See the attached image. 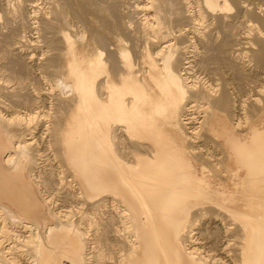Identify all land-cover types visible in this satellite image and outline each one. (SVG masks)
Returning a JSON list of instances; mask_svg holds the SVG:
<instances>
[{
  "label": "bare ground",
  "instance_id": "6f19581e",
  "mask_svg": "<svg viewBox=\"0 0 264 264\" xmlns=\"http://www.w3.org/2000/svg\"><path fill=\"white\" fill-rule=\"evenodd\" d=\"M22 1L23 0H18V6L16 4V7L13 8L8 5L6 9L7 12L15 17L20 16V6L21 3L23 4ZM59 1L60 0H58V2ZM61 2V8L56 7V9L51 11L52 13L54 12V15H51V17H43L42 15L40 23H42L41 30L45 32L46 36L47 33H51L52 35L58 34L59 37H55H61L60 40L62 39V42L57 40L60 45L62 43V48L56 45L54 48H60V55L65 59L64 62L62 61L64 66L62 67L61 64L62 69L52 80H54L53 83H57L58 86L63 83L68 87V90L63 92V98L71 100L72 103L71 101L70 103L73 105L68 119L60 127V130H58L60 131V133H58L60 134V143L64 145V157L69 167L72 169V173L76 177V179L73 177V181L70 180L67 182L69 185L68 188H72L70 193L73 195L79 192L81 194L80 197L84 198L91 206L93 205L92 208L95 206H112L117 209L115 215L118 217H114L119 218L118 221L120 223L123 221L122 228L121 226L120 228L121 230L123 229V231L126 229L127 234L124 236L123 231V234L120 233L121 230L117 227L118 225L115 226V224H117L115 218H113L115 224L111 227V231L114 232V234L116 233L117 236L120 237L122 235L123 237L122 240H124L125 247L127 248V251L126 248H123L125 249L124 251L127 252L125 256L126 264H207V259H209V257H206V259L203 258V256L200 255L202 251H198V248L195 249L197 246L196 244L194 248L192 246L193 249L190 246L195 240L192 239L193 235H191V225L195 221L192 220L193 218L191 215L195 209L205 210L207 207L219 208L220 211L223 210L228 212L227 214H230L229 216L232 217L231 219L240 225L238 226L236 224L238 227H241V231H239L240 234L242 232L240 244L238 245L239 247L237 246L239 248V251L237 250L239 254L238 258H240V262H238L240 264H264V129L261 130L256 126H251L247 136L242 138L235 134L233 130L224 128L223 131L220 132L219 129L216 128L215 123L212 125L210 124L212 137L224 138L225 145L228 147L229 157L233 159L237 165L233 174L241 178L239 187L231 191L224 188L213 187L205 176L200 174L196 169V164L193 160L194 158L200 159V156L198 157V155H195L198 154V151L194 152L195 154L193 152L190 153L189 148L191 145L189 147L187 146L188 143L184 145L185 139L181 144L180 142L183 139L180 141V134H178V132L181 128H186V124L189 121L187 119H190V117H185V115L188 111L187 105H190L191 102L203 100L208 103L207 106H210L211 109H220V111L224 113L228 105L230 106L232 102L233 115H235V111L237 110H234V107L238 108L239 105L236 99L231 101L225 91L221 94H215L213 91L210 92L206 90V88L205 90L199 89V86V88L197 86L193 88L188 83V79L191 77V71L189 72L188 69L190 68V61L194 60L188 59L189 61L183 62L181 61V57L180 59L178 58L180 53L177 55L178 50H183L185 46L175 47V44L178 42L172 43L173 41L167 42L162 40L166 34L169 37L172 33V26L169 25L172 21L170 20L172 17L169 16H171L172 13H174L173 16H175V21L173 20L172 22H178V27L177 23H173V28L176 25L175 27L178 28L177 32L182 35L187 30L189 24L193 25L191 28H196L195 24L198 23V21L203 23L205 20L203 18H205L206 15L212 14L215 16L216 14L217 16L218 14L219 16V14L223 12H231L229 11L232 8L230 1L202 0L198 9L193 6L194 3L192 4L190 0L144 1V5H142V9L146 5V11L144 12L145 16L144 18L142 17L144 22L142 21V25L140 27L138 25V27L142 30L144 29L147 32L146 35H152V37L155 36V38L162 36V41L160 38L159 41L156 40L157 38H153V50H150V45L148 50H146L149 68L145 69L146 72L145 70L142 71L137 69L139 71H137V74H134L135 57L132 55L130 49L123 48L122 46L118 47L117 45L119 50L115 51L118 52L116 56L120 62L119 64L126 70L125 73L121 74V79H117L119 80L118 82L113 78V71L111 70L117 66L115 60L112 59V66L109 64L113 52L108 55L106 51L108 49H113L112 46L115 45L111 44V40L115 42L121 41L120 30L130 27L131 24L128 25L125 23L126 21L124 22L123 20L119 21L114 16L110 17L112 14L108 9H94L91 7L92 4L90 3H96V0H79V4L84 10L83 12L89 16V21L92 22V19L97 20L96 18H101L104 22L103 23L101 20V24H104L103 28L101 26L103 30H99L95 25H90V32L89 29L86 28L90 36L85 38L79 46L81 47L80 49L90 51L94 53V55L84 60L78 55V45L75 39L76 32H70V26L72 24L70 25L67 20L69 15L74 12L75 7H72L73 9L71 8L72 4L70 3L72 2ZM113 2L118 3L119 0H113ZM37 3L38 2H35L36 5ZM26 4L28 5V3ZM73 4H76V2ZM257 4H255V6ZM260 6L256 8L261 9ZM26 7L25 5V8ZM170 7H174L173 11L169 10ZM32 9L31 11L33 12ZM71 9L73 10L72 12ZM257 10L258 9H256V11L254 10L255 12L252 11L254 12L252 16L254 15V17L257 18L256 20L262 25L255 22L264 29V14L260 11L257 12ZM248 11H250L249 8ZM42 14H44V12ZM227 14L220 15V17L225 20L228 18ZM74 15L77 16V13ZM35 17L37 18L36 14ZM28 19H30L29 16ZM68 19H70V17ZM37 20L36 23H38ZM188 20L190 21L189 23H184ZM31 22L33 21H30V23ZM88 22H85V24ZM255 22L253 24H256ZM81 23L82 27H84L85 24L82 20ZM226 23L228 24V21ZM167 24L169 28L171 26L170 34H168L169 30L167 29ZM252 26L256 28L255 25ZM38 28H40L39 25ZM38 28L36 30H39ZM72 29L74 30V28ZM84 29L81 30L83 36L86 34ZM262 29H260V32L263 31ZM232 30L231 28L229 32H225L226 34L224 33L225 39L218 44V48L222 49V53H227L226 57L221 58L222 61L227 63L232 69H236L242 62L240 63V57H238V59L235 55V49L237 48L233 47L235 43L233 45V43L231 44V41L228 40L234 35ZM194 31L196 30H193V32ZM174 36L176 37V35ZM56 38L54 42H57ZM147 42L146 45L149 44ZM233 52H235L234 55L232 54ZM106 54L107 56H105ZM154 54H159V56L157 57ZM254 57L255 58H252V60L254 59V62H256L260 68H264V45L257 48ZM185 63H188L189 66H185ZM195 106H197V104H195ZM190 108L191 107H189V109ZM216 109L214 110L216 111ZM3 111L4 110L0 108V116L2 118H4L1 115ZM229 111L230 109L226 113L227 116L232 112ZM214 113L215 112L212 110L213 115ZM33 114V112H29L27 115H24V118L32 119L34 116ZM10 118L12 117H9V119ZM13 119L14 118H12L11 121ZM235 121H237V119ZM16 122H18L17 119ZM119 126L122 127L124 135L127 136L126 138L131 140V142L146 145V151L141 153L136 152L131 157H127L124 153L119 151L116 140V130ZM3 129L4 131L7 130V142L6 138L4 139L5 142L1 140ZM12 129L3 124V119H0V208L3 207L8 209L7 211H9V214L16 216L17 218L15 219L20 220L19 222L25 225L28 226L32 224L33 226L34 224L36 226L35 228L28 227V229L25 228L26 226H22L25 228L24 230L27 229L26 231H30V234H32L27 236L30 242H35V252L37 254L35 255L38 259L36 263L89 264V261L93 260L92 258H96L97 261H99L103 257L109 256L110 253L104 252L107 240V226H101L98 229L99 231L96 232L97 234L94 235L93 233V236L91 235L92 238H89L86 236V233L91 229L87 230V227H85L86 229L80 227L81 225H77L78 222L76 223V221L69 223L58 219L59 221L56 223H51V215L53 214V216H56L58 211L55 213V211L51 210L55 214L50 212V210L48 211L46 205L38 199L30 181L23 176L24 162L32 158L33 153L30 152L31 149H29L28 146H25L27 143L24 142V139H26L23 138L24 135ZM180 133L182 134V132ZM189 136L194 138L192 133ZM181 138H184V136ZM8 146H13V150H10L7 155L5 154V161L8 164L10 162L13 171L6 170L1 162L2 153L8 149ZM202 155L204 156V154ZM34 178L37 183L43 182L41 175L37 174L36 171ZM39 178L42 181L39 180ZM42 187L45 189V185ZM45 196L48 198V195ZM76 196H78V194ZM49 200H51V198H49ZM2 202L9 203L19 213L4 205ZM46 204L48 205L47 202ZM55 208H57V206H54V209ZM2 210L4 211V209ZM13 212L14 214H12ZM104 213L105 212L102 211L103 215ZM218 213L222 214L219 210ZM195 214L197 215L198 211L197 213L195 212ZM5 215L7 216V214ZM86 216L88 217V213ZM86 216L83 217L84 221L87 219L85 218ZM105 218L107 217L103 216L100 218L99 225H101ZM93 219L96 221V218L93 217ZM88 221H86V224L91 222ZM92 221L93 223L95 222L94 220ZM11 223L10 225H13ZM216 223L218 224V222ZM123 225L127 226L123 228ZM6 230L8 231L9 229L7 228ZM15 230L13 229L11 231L13 232ZM21 230L22 229L16 230L15 232L19 231L16 235L20 236L21 234L19 233L22 232ZM12 232L10 234H12ZM3 234L2 230L1 235ZM119 237L117 238L119 239ZM14 238L18 237L14 235ZM24 238L26 239V237ZM87 238H89V245H87ZM18 239L20 240L22 238L20 237ZM26 241L30 245L29 240ZM187 242H191L190 245ZM87 249H89V251H87ZM6 250L5 252H7ZM0 252H2V249ZM3 256L4 255L1 256L0 254V264H7ZM101 261L99 263H101ZM234 261L236 260L234 259ZM33 262L32 264H36L35 258Z\"/></svg>",
  "mask_w": 264,
  "mask_h": 264
},
{
  "label": "rangeland",
  "instance_id": "374dc122",
  "mask_svg": "<svg viewBox=\"0 0 264 264\" xmlns=\"http://www.w3.org/2000/svg\"><path fill=\"white\" fill-rule=\"evenodd\" d=\"M61 1H66V2L68 1L69 3L72 2L70 3L72 4L71 8L75 7L74 12H72L73 8L71 9L72 16L69 15L70 19H68L69 18L68 17L67 20L69 21L70 25L72 24L71 26L69 25L72 30V31L70 30V32L71 33L76 32L75 39L78 45V49H77V51L79 52L78 55L85 60L93 56L94 53L87 51L85 49L84 50L80 49L81 47L79 45L82 44V41L85 38L90 36L89 34L90 25L92 26L95 25V27H97L99 30H103L102 28L104 26L103 24L104 22L101 18H96L97 20L92 19V22L89 21V16H87V14L83 12L84 10L82 6L79 4V0H75V1L74 0H70V1L60 0L59 2L58 0H37V1L35 0V2H38L37 5L35 4L34 0H26V1L23 0L22 1L23 4H25L28 8L26 7L27 8L26 10L25 5L21 3V6H20L21 14L20 16H16V17L14 15L9 14L6 9L8 5L11 8L16 7V4L18 6V0H0V108L4 110L3 111L4 115L3 113L1 114L4 118L0 116V119L1 120L3 119V124L8 126V128L10 129L13 128L14 130H17L18 133H21L22 135H24L23 138H26L24 139L25 140L24 142L27 143L25 146H28V148L31 149V151L30 150L29 151L33 153L32 154L33 157L29 158V160H25L27 164H26L24 174L27 177H30V180L34 183L36 193L38 197L46 205V209L48 208V211L50 210V212L55 211V213H57L58 211L56 216H53V214L51 215V220H50L51 223H56L59 220H64L69 223H71L72 221H76V223L78 222L77 225L78 224L81 225L80 227L82 228L87 227V230L91 229V230H88L89 233L88 232L86 233V236H88L89 238H92L93 233L94 235L97 234L96 232L99 231L98 229L101 226L103 227L107 226V229H106L107 240H106V246H105L104 252L110 253V254L109 256L107 255L105 258L103 257L101 259L103 262L101 260L97 261L96 258L95 259L92 258L93 260L89 261V264H101V263L102 264H126L125 256L127 253L126 252L127 248L125 247L126 245H125L124 240H122L123 237L121 234H123L124 232V236H125V234H127V230L125 229L126 233H125V230L124 231L123 229L121 230L123 221H121L120 219L121 221L120 223L118 221L119 218H116L118 217L115 215V213L117 212V209L112 206H106V207L95 206L94 207L95 209H94L92 208L93 205L91 206L90 203L84 200V198L80 197L81 194L79 192L78 193L75 192L78 194L79 197L76 196L77 194L72 195L70 193L72 188L71 189L70 187L68 188L69 185L67 182L70 180L73 181L74 180L73 177H75V175L72 173V169L69 167L64 157V154H63L64 145L63 143L62 144L60 143V136H59L60 134H58L60 133V131L58 130H60V127L68 119L69 113L71 109L73 108V105H71L72 103L71 100L63 98V94H64L63 92L68 90V87L65 86V84L63 83L58 86V84L55 82L53 83L54 80H52L53 77L58 75V73L64 66L63 62L65 59H63L64 57H61L60 55V51H59L60 48H56L57 51L54 48L56 46H60L62 48L63 46L62 43H61L62 45L61 46L59 42L57 41V40L61 41L62 39L60 40L61 37L58 38L59 37L58 34L52 35L50 33L51 34L50 35L47 33V36H46L45 32L41 30L42 23H40L42 19L41 18L42 15L43 17L44 16L51 17V15H54V12L52 13L51 11L56 9V7L61 8V5H62ZM144 1L146 0H119V2L116 3V2H113V0H96V3H90L92 4L91 7H93L94 9H99V8H103V10L108 9V11L112 14L110 15V17L114 16L119 21L123 20L124 22L126 21L125 23H127L128 25L131 24L130 27L123 28L122 30H120L121 41L115 42L114 40L110 39L111 44L112 45L115 44V45L113 46L111 45L113 49H108V48H107L108 50L106 49L107 50L106 52L108 55L113 52L111 54V57H110L111 61L109 64L112 66V59L115 60V63L117 66L111 70L113 71L112 72L113 78L117 82L121 79V74L125 73L126 71L119 64L120 62L118 61V58L116 56L118 52H115V51L119 50L118 49L119 46L120 47L122 46L123 48L124 47L129 48L132 55L135 57L134 74H137L138 70L143 71L149 68L148 67L149 60L147 57L146 50H148L149 45L151 47L150 50H153L152 49L153 43H154L153 38H155V36L152 37V35L151 36L148 34L146 35L147 32L144 29L142 30L141 28H139L144 22L143 21V18L145 16L144 12L146 11L145 9L146 5L142 9V5H144L143 3ZM190 1L192 2V4L194 3L193 6H195V8L197 9L201 5L200 2L202 3V0H190ZM229 1L232 6V8L229 10L231 12H226V13L223 12L224 14L221 13L219 14V16L218 14L217 16L216 14L215 16L212 14L208 16L206 15V17L203 18L205 19L203 23L198 21V23L195 24L196 28L194 27L191 28V26L193 25L189 24L187 30L182 35L179 32H177L178 28L175 27L176 25L173 28L174 22L172 21L175 19V16H173L174 13H172L171 16H169V17H172L170 19L172 21L169 24L172 26V33L170 31L171 26L169 28V25L167 24L168 26L167 29L169 30L168 34L171 33V35H169L168 37L166 34L165 37L166 36L167 37L166 38L163 37L162 40L167 41V42L173 41L172 43L178 42L177 44H175V47L185 46L183 50L181 51L178 50L177 55H179L180 53L178 58L180 59L181 57L182 58L181 61L183 62L194 60V61H190L191 62L190 68L188 69L189 72L191 71L190 72L191 77L188 79L189 80L188 83L193 88L194 86H197V87L199 86L200 87V88L198 87L199 89L205 90L206 88V90H209L210 92L213 91L215 94H219V93L221 94L222 92L225 91L226 95L231 99V101H234L235 99L237 100V104L239 106L238 108L234 107V110L237 109L235 111V115H233L234 113L233 103L231 101H230L231 102L230 106L228 105L229 108L227 107V110H225V113L220 111V109L214 108L216 109V111L214 109H211L210 106L209 107L207 106L208 103H206L203 100H200V101L198 100L196 101L197 103L195 101L191 102L193 105L191 103H190L191 106L188 104L187 105L188 111L186 109L187 114L184 113L187 115V116L185 115V117H188V118L190 117V119H187L189 120L188 123L186 124L187 129L181 128L178 132V134H180V141L181 139H183L180 143L182 144V142L185 139L184 141L185 144L184 143L183 144L187 145L188 143L187 145L188 147L191 145L189 148L190 153L192 152L194 153L198 151L197 152L198 154H195V153L194 154L198 155V157L200 156L199 157L200 159L194 158L193 161L196 164V169L199 171V173L204 175L205 178L211 183L213 187L224 188L226 190L231 191L239 187L240 185L239 182L241 178L240 176H236L233 174V171L234 169H236L237 165L235 161L233 159H230L229 157V152L227 149L228 147L227 145H225L224 138L223 137H212L213 135H212L211 125L215 123L216 128H218L220 132H222L224 128L233 130L235 134L239 135L242 138H245L247 136V133L251 126H256L257 128L261 130L264 129V106H263L264 105V68L263 67L260 68L256 64V62H254V59L252 60V58H255L254 54L257 48L264 45V33H262L264 32V29L261 28L262 26L258 25L261 23H259V21L256 20L257 18L254 17V15L252 16V13L254 14L256 9H258L257 12L260 11L262 14H264V9H262L264 8V0H229ZM74 2H76V4H73ZM26 3H28V5ZM29 4H30V7H29ZM255 4L257 5L255 6ZM36 6H37V9H36ZM259 6L261 9L256 8ZM247 7L249 8L250 11H248ZM170 8L169 10L173 11L174 7H170ZM31 9L33 10V12L31 11ZM79 9L81 12L79 11ZM43 12L44 14H42ZM34 13L36 14L37 18L35 17ZM73 13L74 14L77 13V16L74 15ZM27 14H34V15H27ZM226 14L228 15V18H226L225 20L220 17V15H226ZM28 16L30 17V19H28ZM36 20L38 21L39 24L36 23ZM81 20L83 21L84 24L85 22L89 21L88 23H86L88 26L85 24L86 26L85 27L83 24L84 27H82ZM101 20L103 22L102 24H101ZM30 21H33V22L30 23ZM227 21H228L229 26L226 23ZM189 22L190 21L188 20L184 23H189ZM254 22L257 24V26L256 24H253ZM175 23H177V27H178V22H175ZM38 25L40 28H38ZM252 25H255L256 28ZM73 26H75L76 28ZM37 28L40 31L44 32L43 34L46 37H44L43 34H41L42 32H40L39 30H36ZM72 28H74V30ZM86 28L89 29V32H87ZM231 28L233 29L232 33H234V35H232L231 36L232 38L230 37L228 40L231 41V44L233 43V45L235 43L234 46L232 45L234 48L237 47L236 48L237 50L235 49V52L237 54L235 52H233L232 54L234 55L235 53L237 58L240 57V59L239 58L238 59L240 63L241 62L243 63V64L241 63L240 66L238 64L239 67H236V69H232L227 63H224L222 61L221 58L226 57L227 53L226 54L222 53L221 52L222 49L218 48L219 47L218 44H220L225 39L224 33L229 32ZM83 29L84 31H86V34L84 36L82 35V31H81ZM260 29H262L263 31L260 32ZM193 30H196V31L193 32ZM174 35H176V37ZM55 36H58V37L56 38ZM181 36L184 38H182ZM161 37L159 36L160 40H161ZM55 38L57 42H54ZM156 38L155 39L159 41V38L158 37ZM174 38L176 39V41ZM146 42L149 43L147 44L148 46L146 45ZM118 43H121V44H118ZM107 54L105 56H107ZM154 55L157 57L159 56V54L158 55L154 54ZM112 56L115 58H113ZM61 64H62V67H61ZM184 65L189 66L188 63H185ZM114 73H116L117 75ZM195 104H197V106H195ZM189 107L191 108L189 109ZM229 109H230L229 112L232 111L230 113L231 116L230 115L227 116L226 114ZM212 110L215 112L214 115L212 114ZM29 112H33L34 113L33 115L35 117L33 116L32 119L24 118V115L25 114L27 115V113ZM9 117H12L14 119L11 121L12 118L9 119ZM16 119L18 122H16ZM236 119L237 121H235ZM11 123L12 124L14 123V124L12 125ZM116 132H117L116 140H117L118 149L119 151L124 153L127 157H131L136 152L141 153L143 151H146L147 149L146 145L136 144L134 142H131V140H129L128 138H126L127 136L124 135V132L121 126L117 128ZM180 132H182V134ZM191 133H192V136H194V138L193 137L191 138L189 136L191 135ZM2 134L7 137V130L4 131L3 129ZM183 136L184 138H181ZM202 154H204V156ZM3 163L5 167L11 168L10 162L8 164L7 162L3 161ZM35 171L37 172V174L41 175V178L43 180L42 183H37L35 181V178H34ZM39 180L41 179L39 178ZM31 181L30 183L32 184ZM43 185H45V189L42 187ZM45 195H48V198ZM49 198H51V200H49ZM45 201L48 203V205L46 204ZM51 205L53 206V208ZM54 206L55 207L57 206V208L54 209ZM0 209H1L0 210V230H1V234H2V230L4 233L3 235L0 234L1 235L0 239L2 240V241L0 240V248L2 249V252H0L1 256L4 255L3 258L6 260L7 264L8 263L9 264L10 263L11 264H32L34 263L33 262L34 258H35V263H36L38 259L36 257L37 254L35 252L36 251L35 242H32V241L30 242V239H28L27 235H32V234H30L31 233L30 231L29 232L26 231L28 227L35 228L36 226L34 224H33L34 227L32 226V224L27 226L24 223L19 222L20 220H16L15 219L17 218L16 216L9 214V211H7L8 209L3 208V207ZM2 209H4V211ZM206 209L205 210L195 209L194 212L192 213L191 215L193 218L192 220L193 221L195 220V221L191 225V228H192L191 235H193L192 239L193 240L195 239L194 241L196 240L197 241L194 242L192 240L193 241V242L191 241L192 243L191 242H187V243H189V245L191 243L190 245L191 248L192 246L194 248V246L197 245L198 247L196 246L195 249L198 248V251H202L200 252V255H202L203 258L206 259V257L207 258L209 257V259H207L208 260L207 264H221V263L222 264H240L239 263L240 258H238L239 257L238 256L239 255L238 245L240 244V240H241L240 236L242 234V232L241 234L239 232L241 231V227H238L240 225L235 223V221L231 219L232 217L229 216L230 214L228 215L227 214L228 212L226 211H223V210L220 211L219 208L216 209V208H211V207L209 208L207 207ZM218 210L219 212H222V214L218 213ZM102 211L105 212L104 215L102 214ZM197 211H198V214L196 215L195 212L197 213ZM87 213H88V217L86 216ZM5 214H7V216ZM12 214H14V212ZM83 215L86 216L85 218H87L85 221L83 220V217H84ZM90 216L91 217L93 216L94 218H96V221L95 219H93V217L91 218ZM103 216L107 218H105V220L102 221L101 225H99L100 218H102ZM113 218H115L117 224H115V221ZM92 220H94L95 222L93 223ZM16 221L19 222L21 225L19 223L16 224L17 223ZM86 221L88 222L91 221L92 223L90 222L91 224L90 223L86 224ZM216 222H218V224ZM10 223L13 225H10ZM114 224L115 226L118 225L117 227H119V229L121 230L120 237L117 236L116 233L114 234V232L111 231V227H113ZM7 226H9L10 228ZM22 226L23 227L26 226L25 228L27 229L24 230L25 228H23ZM123 226H124L123 228H125V226L127 225H123ZM7 228L9 230L10 229L15 230V228L16 230L22 229L21 230L22 232L19 233L21 235L20 236L16 235V233L18 234L19 232V231L15 232L16 230L13 232L11 230L10 232L9 230L7 231L6 230ZM11 232L12 234L15 233L14 235L16 237L18 238L21 237L22 239L19 240L18 238H14V235L10 234ZM24 237H26V239ZM117 237H119V239ZM2 238H4L5 240ZM89 238H87L88 239L87 245H89ZM26 240H29L30 245L28 244ZM11 243H12V246H11ZM123 248H126V251H124L125 249ZM118 249H121V250H118ZM3 250H4V253H3ZM5 250L7 252H5ZM87 251H89V249H87ZM33 252H34V258H33ZM121 252L124 254H122ZM234 259L236 261H234ZM100 261L101 263H99ZM36 264H38V262Z\"/></svg>",
  "mask_w": 264,
  "mask_h": 264
},
{
  "label": "crops",
  "instance_id": "0c3cea01",
  "mask_svg": "<svg viewBox=\"0 0 264 264\" xmlns=\"http://www.w3.org/2000/svg\"><path fill=\"white\" fill-rule=\"evenodd\" d=\"M6 138V142H7V137L5 136V135H1V140L2 141H4L5 142V139ZM11 147V148H10ZM8 146V149L7 150H5L3 153H2V158H1V162H2V165H3V167L6 169V170H8V171H13L10 167L9 168H7V167H5L4 166V163H3V161H5V157H6V155L10 152V150H13V146ZM6 154V155H5ZM6 162V161H5ZM26 164H27V162H24V167H23V176H25L28 180H30V177H27L25 174H24V171H25V168H26ZM31 181V180H30ZM36 181V180H35ZM32 182V181H31ZM32 184H33V186H34V189H35V185H34V183L32 182ZM35 192H36V189H35ZM36 195H37V193H36ZM37 197H38V195H37ZM38 199H40L39 197H38ZM40 201L41 202H43L41 199H40ZM4 205H6V206H8V207H10L11 209H13L14 211H16V212H18L13 206H11L9 203H7V202H2ZM47 210H48V208H47ZM19 213V212H18Z\"/></svg>",
  "mask_w": 264,
  "mask_h": 264
}]
</instances>
